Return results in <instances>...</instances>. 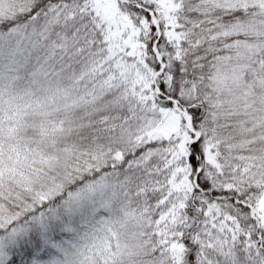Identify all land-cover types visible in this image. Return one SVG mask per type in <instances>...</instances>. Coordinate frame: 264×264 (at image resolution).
Returning a JSON list of instances; mask_svg holds the SVG:
<instances>
[{
	"label": "snow or ice",
	"instance_id": "1",
	"mask_svg": "<svg viewBox=\"0 0 264 264\" xmlns=\"http://www.w3.org/2000/svg\"><path fill=\"white\" fill-rule=\"evenodd\" d=\"M0 264H264V0H0Z\"/></svg>",
	"mask_w": 264,
	"mask_h": 264
}]
</instances>
